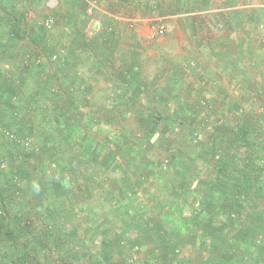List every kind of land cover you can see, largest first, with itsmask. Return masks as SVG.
<instances>
[{
    "label": "crops",
    "instance_id": "1",
    "mask_svg": "<svg viewBox=\"0 0 264 264\" xmlns=\"http://www.w3.org/2000/svg\"><path fill=\"white\" fill-rule=\"evenodd\" d=\"M1 223L0 264H264V0H0Z\"/></svg>",
    "mask_w": 264,
    "mask_h": 264
},
{
    "label": "rangeland",
    "instance_id": "2",
    "mask_svg": "<svg viewBox=\"0 0 264 264\" xmlns=\"http://www.w3.org/2000/svg\"><path fill=\"white\" fill-rule=\"evenodd\" d=\"M172 160H173V159L167 157L166 155L162 156V158L160 159V168L167 167L168 164L170 165V161H172ZM2 227H3V226H2V223H1V224H0V230H1ZM11 242H12V241H11ZM11 242H10L9 244L12 246L13 243H11ZM3 256H6V255H2V257H3ZM6 258H7V256H6ZM6 258H4V259H6ZM19 263L22 264L21 260H19Z\"/></svg>",
    "mask_w": 264,
    "mask_h": 264
},
{
    "label": "built area",
    "instance_id": "3",
    "mask_svg": "<svg viewBox=\"0 0 264 264\" xmlns=\"http://www.w3.org/2000/svg\"><path fill=\"white\" fill-rule=\"evenodd\" d=\"M51 22H52L51 19H45V20L43 21V24L49 26V25L51 24ZM156 33H157V34H161V33H163V28H162V27H158V28L156 29ZM52 59H56V55H52Z\"/></svg>",
    "mask_w": 264,
    "mask_h": 264
}]
</instances>
